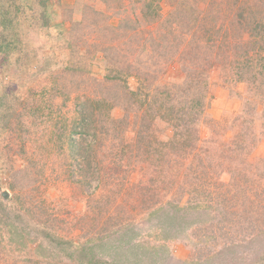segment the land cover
I'll return each instance as SVG.
<instances>
[{"label": "rangeland", "instance_id": "rangeland-1", "mask_svg": "<svg viewBox=\"0 0 264 264\" xmlns=\"http://www.w3.org/2000/svg\"><path fill=\"white\" fill-rule=\"evenodd\" d=\"M0 264H264V0H0Z\"/></svg>", "mask_w": 264, "mask_h": 264}, {"label": "trees", "instance_id": "trees-1", "mask_svg": "<svg viewBox=\"0 0 264 264\" xmlns=\"http://www.w3.org/2000/svg\"><path fill=\"white\" fill-rule=\"evenodd\" d=\"M121 78L122 77H117L115 79H121ZM89 101H90L89 99H86L85 102L83 103V105H85ZM148 102H149V100H147L145 103L147 104ZM81 115H82V118H81V123L79 126L81 133L90 135L91 139L95 140L96 144H97L100 135L101 134L106 135L109 131L105 128V131L100 133V131H101L100 128H104V124H99V122H100L99 117H104L105 116L104 112H101L97 107H96V109H94V107H92V110H90L88 106H82ZM97 117H98V119H97ZM93 121H96L97 124L95 125ZM84 134H81V135H84ZM115 134H117V133H115L113 130V132L110 136L115 135ZM121 142H122V140L120 138L119 144H121ZM74 143H75V141H74ZM72 146H76V144H72Z\"/></svg>", "mask_w": 264, "mask_h": 264}]
</instances>
